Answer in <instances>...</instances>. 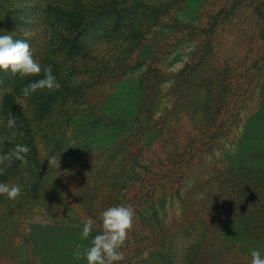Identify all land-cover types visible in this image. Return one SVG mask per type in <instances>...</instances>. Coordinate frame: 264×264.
Instances as JSON below:
<instances>
[{
    "label": "rangeland",
    "instance_id": "obj_1",
    "mask_svg": "<svg viewBox=\"0 0 264 264\" xmlns=\"http://www.w3.org/2000/svg\"><path fill=\"white\" fill-rule=\"evenodd\" d=\"M149 1L142 0V5ZM187 1L192 10L197 7V0ZM221 6L225 12L212 17ZM148 7L142 8L141 39L107 42L104 34L110 30L105 26L98 35L102 41L81 64L89 83L96 80L97 73L89 69L96 65L94 57L108 59L112 70L85 90L58 157L65 166L57 176L59 183L31 191L36 184H26L30 177L14 167L20 162L14 158L11 179L21 186L14 201L26 205L16 223L4 225L8 241L4 238L0 246L1 264L9 262L13 250L16 264H87L84 249L101 230L102 211L113 205L132 207L135 234L142 233V221L159 220L168 229L181 218L183 198L172 195L177 184H221L233 190L226 202L249 205L247 223L237 230L247 228L264 238V0H223L216 5L210 0L198 22L192 18L197 9L186 19L179 6L159 15ZM152 16L154 26L147 29L143 24ZM185 20L192 23L179 28ZM27 22L31 26L32 21ZM25 23L18 33L29 42ZM168 28L178 30L170 35ZM232 88L239 98L232 101L229 116H203L200 109L214 111L227 104ZM185 107L190 117L187 114L186 121ZM173 122L188 130L177 134L186 140L178 145V157L162 162L152 150L168 140ZM1 138L0 151L9 139L3 137L2 144ZM194 142L201 145L197 164L180 169ZM1 201L11 200L0 196ZM260 217L263 222L253 220ZM89 218L94 228L84 239L81 233ZM238 240L242 261L237 264H250L248 234ZM255 249L264 252V243L259 241Z\"/></svg>",
    "mask_w": 264,
    "mask_h": 264
},
{
    "label": "trees",
    "instance_id": "obj_2",
    "mask_svg": "<svg viewBox=\"0 0 264 264\" xmlns=\"http://www.w3.org/2000/svg\"><path fill=\"white\" fill-rule=\"evenodd\" d=\"M221 1L223 0H214V5L220 4ZM196 2L197 7L192 10V4L190 5L187 0H151L143 5L142 0H0V34L9 32L13 33L15 38L23 39L18 32L19 28H23L20 27L22 22H26L24 28L30 29L28 43L34 52V58L38 59L42 69L50 66L60 84L59 89L54 91L38 89L24 96L23 89L30 83L42 79L43 71L39 76L28 77L0 72L2 84L0 98L3 99L0 103L2 144L3 137L9 138L5 149L0 151V156L8 157L0 161V183L17 184L15 179H11L13 167L10 166L13 162L15 164L12 152L18 144L30 148L28 163L22 165L19 162V168L16 164L14 167L21 169L30 177L26 184H36L31 191L43 190L44 185L59 183L57 176L65 171V166L60 164V168L48 167V162L44 161V158L53 154L61 156L65 139L67 140L66 132L73 125L75 117L79 114V107L84 103L85 90L106 77V73L112 70L108 59L94 57L92 60H95L96 65L89 69L97 73L94 74L96 80L89 83L88 74L81 68V64L91 58L97 42L102 41V36L98 39V35L105 26L110 30L107 36L104 34L107 42L114 39L128 41L131 37L141 39L142 8L147 9L149 5V10L156 11L159 15L168 8L179 6L180 9L184 8L183 14L186 15V19L190 16V11L197 9L200 14L197 13L192 18L194 22H198L204 15L200 11L210 0ZM224 7L217 8L212 17L224 13ZM154 19L153 16L149 17L143 25L147 29L152 28ZM27 20L32 21L31 26ZM100 21L103 23L101 28ZM185 21L187 22H183L179 28L187 26L189 21ZM116 25L118 27L115 29ZM112 27L113 29H110ZM94 29L93 35L91 31ZM132 30L137 34L131 35ZM176 30L178 29L168 28L167 34L173 35ZM202 86L201 94L204 88ZM226 98L229 101L223 107L214 111L200 109V112L203 116H229L233 111L231 103L239 96L232 88ZM187 109L188 107L184 108L185 121L189 117ZM10 117L16 121L15 127L11 129L7 127V120ZM171 124L173 125L168 140H164V144L162 143L158 149L152 150V155H156L162 162L178 157L176 156L180 153L178 145L184 144L181 140L185 137L179 140L177 134L188 132L186 129H178L180 124L175 122ZM170 147L173 148V152ZM200 148L201 145L194 142L193 147L187 151L190 153L189 156L180 163L179 168L187 167L189 162L195 166L197 163H194V159ZM50 174H53L52 177L48 176ZM189 185L191 184H177L173 187L172 195L178 194L183 198L181 218L172 222L168 229H165L159 220L142 221V233L138 234H135L133 226L122 249L125 259L120 264H237L242 261L238 236L247 233L252 249H255L259 241L264 243V238L260 239L257 234H251L253 232L247 228L243 231L237 230L239 224L247 223L244 215L249 205L240 207L239 203L226 202L224 199L233 190L219 186L221 184L209 188L202 184H193L190 187ZM25 205L13 200L5 204L0 202V246L6 239L4 225L11 221L16 223L19 214L24 212ZM256 219L253 220L263 222L262 218ZM14 252L15 250L7 255L9 262L2 264H16ZM1 257L0 251V264ZM250 260L251 256L246 261Z\"/></svg>",
    "mask_w": 264,
    "mask_h": 264
},
{
    "label": "clouds",
    "instance_id": "obj_3",
    "mask_svg": "<svg viewBox=\"0 0 264 264\" xmlns=\"http://www.w3.org/2000/svg\"><path fill=\"white\" fill-rule=\"evenodd\" d=\"M43 71V78L30 83L23 89L24 96H28L38 89L54 91L59 89L60 84L53 74L51 67L42 69L38 59L34 58V52L30 44L24 39H17L13 33L5 32L0 34V72H10L21 77L39 76ZM15 118L7 120V127L14 128ZM30 148L27 145L18 144L14 150V156L22 165L28 163ZM8 159L7 156H0V161ZM48 167L60 168V160L57 155H49L44 158ZM43 161V162H44ZM21 195L19 184L0 183V196L8 200H16ZM135 212L129 205H113L104 209L101 213V230L92 237L90 246L83 252V258L87 264H120L125 257L120 249L125 245L126 240L133 228ZM94 221L89 218L84 222L82 238L87 239L93 232ZM81 254L77 253V258ZM250 264H264V252L259 249H252L250 252Z\"/></svg>",
    "mask_w": 264,
    "mask_h": 264
}]
</instances>
